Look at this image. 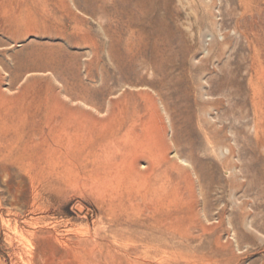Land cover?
Here are the masks:
<instances>
[{"label": "rangeland", "instance_id": "rangeland-1", "mask_svg": "<svg viewBox=\"0 0 264 264\" xmlns=\"http://www.w3.org/2000/svg\"><path fill=\"white\" fill-rule=\"evenodd\" d=\"M26 1L0 0V264H264V0ZM153 116L169 162L120 197L101 143ZM68 140L90 161L53 166Z\"/></svg>", "mask_w": 264, "mask_h": 264}, {"label": "bare ground", "instance_id": "bare-ground-1", "mask_svg": "<svg viewBox=\"0 0 264 264\" xmlns=\"http://www.w3.org/2000/svg\"><path fill=\"white\" fill-rule=\"evenodd\" d=\"M21 2L24 0H20ZM19 2V1H17ZM28 2V0L26 1ZM23 3V2H22ZM20 7V6H18ZM15 27V26H14ZM8 33V32H7ZM1 90V89H0ZM111 94V93H110ZM127 94V93H126ZM146 95V94H145ZM149 95V94H147ZM122 96V95H121ZM125 96V95H124ZM128 100V99H127ZM113 102V100H111ZM142 102V101H141ZM126 103V102H125ZM128 103V102H127ZM147 103V102H146ZM152 103V102H151ZM116 104V103H115ZM134 104V103H133ZM117 105V104H116ZM146 106V105H145ZM154 106V105H153ZM120 107V106H119ZM117 107V108H119ZM151 107V106H150ZM149 108V107H148ZM153 108V107H152ZM151 108V109H152ZM58 109V108H57ZM150 109V110H151ZM154 109V108H153ZM119 110V109H118ZM148 110V111H150ZM155 111V110H154ZM158 111V110H156ZM159 113V111H158ZM121 114V113H120ZM155 114H157L155 112ZM158 115V114H157ZM105 116V115H104ZM126 116V115H125ZM159 116V115H158ZM156 116V118L158 117ZM107 117V115H106ZM115 117V116H114ZM134 117V116H133ZM154 117V116H153ZM160 117V116H159ZM112 118V117H111ZM121 118V117H120ZM136 118V117H135ZM154 117L153 120L155 122L157 121ZM161 118V117H160ZM109 119V118H108ZM106 119V121L108 120ZM119 119V118H118ZM134 119V118H133ZM138 119V118H137ZM136 119V120H137ZM141 119V118H140ZM115 120V119H114ZM143 121V119H141ZM53 121V120H52ZM152 121V120H151ZM159 121V120H158ZM157 121V122H158ZM56 122V121H55ZM109 122V121H108ZM111 122V121H110ZM113 122V121H112ZM137 122V121H135ZM135 122L130 123L129 127H126L125 130L119 131L118 135L115 134L114 138L115 140L118 139L119 141L123 142L126 149L124 151L116 149L115 153L107 151V146L108 144H102L101 143V184L102 185H113V183L117 184L118 190L116 191L117 195H120V197L124 194V190L137 183V187L143 186V182L146 183L148 178L156 172V169L159 168V166L162 163H168V155H167V142H166V129L165 125H160L161 121H159L156 125L158 133L154 135V132L148 127V129L143 130V134L137 133L134 131V126L136 125ZM107 122H104L102 124H105L107 126ZM118 123V122H117ZM141 123V122H140ZM160 123V124H159ZM138 124V123H137ZM145 124V123H144ZM149 123H147L148 126ZM163 124V123H162ZM105 125H102L101 127L104 128ZM150 125V124H149ZM96 126V125H95ZM137 126V125H136ZM145 126V125H144ZM110 127V126H109ZM101 128V130H103ZM109 129V128H108ZM122 129V128H121ZM153 129V128H152ZM111 130V129H110ZM150 130V132H149ZM109 131V130H108ZM140 131V130H139ZM138 131V132H139ZM86 132V131H85ZM83 132V133H85ZM149 132V133H148ZM90 133V132H89ZM71 134V133H70ZM82 135V134H80ZM79 135V136H80ZM88 135V134H87ZM90 138V137H89ZM114 138L110 139L109 143L111 144L114 142ZM117 142V141H116ZM70 140L67 141V151L66 152H60L63 153L61 158L58 156L55 161L53 162V166L57 165H73L76 162L83 163L85 161H90L89 160V152L88 153H79L75 154L74 156H70V152L72 151V148L70 146ZM118 145V144H117ZM111 146V145H110ZM89 147V146H88ZM17 150V149H16ZM58 151V150H57ZM56 151V152H57ZM113 151V149H112ZM73 152V151H72ZM169 152V151H168ZM116 155V156H115ZM116 157V158H115ZM117 157L120 158V160H117ZM82 158V159H80ZM85 159V160H84ZM170 159V158H169ZM144 162V163H143ZM174 164V163H173ZM171 165V164H170ZM169 165V166H170ZM176 166V165H175ZM161 167V166H160ZM167 168V167H166ZM161 171V170H160ZM196 173V172H195ZM81 175V174H80ZM155 175V174H154ZM153 175V176H154ZM157 175V174H156ZM159 175V174H158ZM157 177V176H156ZM161 177V176H160ZM166 178V177H165ZM163 178V179H165ZM150 179V178H149ZM139 181V183L137 182ZM148 182V181H147ZM164 182L167 183V180ZM165 183V184H166ZM170 184V183H167ZM166 184V186H168ZM172 184V183H171ZM154 185V184H153ZM116 186V185H115ZM116 186V189H117ZM126 186V187H125ZM114 187V186H113ZM135 187V186H134ZM161 187V185H160ZM128 190V189H127ZM111 191H114L111 190ZM155 191V190H154ZM166 191V190H165ZM164 191V192H165ZM177 191V190H175ZM115 192V191H114ZM174 193V192H173ZM114 194V193H113ZM175 194V193H174ZM195 194V193H194ZM135 195V194H134ZM133 195V196H134ZM114 196V195H113ZM116 196V195H115ZM117 197V196H116ZM178 197V196H177ZM196 198V196H195ZM193 198V199H195ZM115 199V198H114ZM128 199V198H127ZM162 199V198H161ZM160 199V200H161ZM171 199V198H170ZM178 199V198H177ZM182 200V199H181ZM193 201V200H192ZM195 201V200H194ZM136 202V201H135ZM133 203V202H132ZM170 203V202H169ZM199 203V202H198ZM141 204V203H140ZM152 204V203H151ZM193 204V203H192ZM133 205V204H132ZM153 205V204H152ZM144 206V205H143ZM195 206V205H193ZM160 210V209H159ZM174 210V209H173ZM205 212V211H204ZM143 213V212H142ZM168 219V218H167ZM182 219V218H181ZM169 220V219H168ZM169 222V221H168ZM177 222V221H175ZM174 222V223H175ZM198 224V223H197ZM196 224V225H197ZM201 225V223H200ZM207 229V228H206ZM163 232V231H162Z\"/></svg>", "mask_w": 264, "mask_h": 264}]
</instances>
